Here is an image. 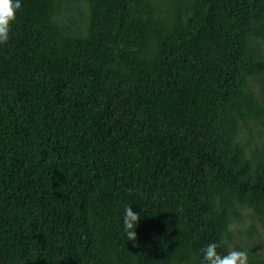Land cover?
Segmentation results:
<instances>
[{
  "label": "trees",
  "instance_id": "16d2710c",
  "mask_svg": "<svg viewBox=\"0 0 264 264\" xmlns=\"http://www.w3.org/2000/svg\"><path fill=\"white\" fill-rule=\"evenodd\" d=\"M21 4L0 44V264H201L211 242L264 264V0Z\"/></svg>",
  "mask_w": 264,
  "mask_h": 264
},
{
  "label": "clouds",
  "instance_id": "9594fccd",
  "mask_svg": "<svg viewBox=\"0 0 264 264\" xmlns=\"http://www.w3.org/2000/svg\"><path fill=\"white\" fill-rule=\"evenodd\" d=\"M22 7L21 0H0V44L10 39L12 25L17 19V12ZM141 217L133 211L132 205L124 210L123 225L128 241L137 240V226ZM216 242L209 243L203 249L201 264H249V255L244 250H229L226 254L218 252Z\"/></svg>",
  "mask_w": 264,
  "mask_h": 264
},
{
  "label": "rangeland",
  "instance_id": "374dc122",
  "mask_svg": "<svg viewBox=\"0 0 264 264\" xmlns=\"http://www.w3.org/2000/svg\"><path fill=\"white\" fill-rule=\"evenodd\" d=\"M244 220L246 222L250 221V217L246 216L244 217ZM259 231L261 233V236L258 237L257 235H255V245H256V251L261 253V256L264 257V225L258 221L257 222ZM240 226H242V224H240Z\"/></svg>",
  "mask_w": 264,
  "mask_h": 264
}]
</instances>
